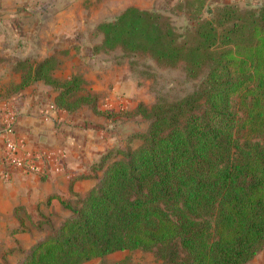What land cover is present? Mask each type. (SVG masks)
Instances as JSON below:
<instances>
[{
    "label": "trees",
    "instance_id": "trees-1",
    "mask_svg": "<svg viewBox=\"0 0 264 264\" xmlns=\"http://www.w3.org/2000/svg\"><path fill=\"white\" fill-rule=\"evenodd\" d=\"M206 1H190L196 17L185 34L164 10L134 6L96 26L100 49L180 60L192 77L204 70L201 87L138 104L147 126L127 139L138 144L106 150L96 184L77 205L59 200L72 215L18 264H82L136 249L167 264H246L264 247V6L222 4L203 19ZM18 64V85L50 86L55 108L103 114L78 75L55 76L52 56Z\"/></svg>",
    "mask_w": 264,
    "mask_h": 264
},
{
    "label": "crops",
    "instance_id": "crops-1",
    "mask_svg": "<svg viewBox=\"0 0 264 264\" xmlns=\"http://www.w3.org/2000/svg\"><path fill=\"white\" fill-rule=\"evenodd\" d=\"M40 6L49 11L37 14ZM128 6L144 10L159 7L154 0H44V4L43 0H0V57L17 56V62L37 58L35 63L61 53L73 56V62L65 65L75 74L84 67L83 56H92L91 49L83 46L85 29L112 20ZM15 63L0 64V154L3 118L11 113L13 137L22 140V152L40 153L42 171L13 170L6 179L0 176V233L4 236L0 240L6 247L10 238L20 244L31 240L27 233L33 229L22 227L23 231L10 233L19 226L16 208H21L26 218L41 212L51 214L59 207L69 216L70 211L59 206V200H80L86 195L99 179L92 157L104 152L91 149H100L99 128L86 120L89 116L96 121V115L88 107L83 112L82 107L73 112L55 108V92L40 81L20 87L22 68ZM94 81L92 78L89 87L97 91Z\"/></svg>",
    "mask_w": 264,
    "mask_h": 264
},
{
    "label": "rangeland",
    "instance_id": "rangeland-1",
    "mask_svg": "<svg viewBox=\"0 0 264 264\" xmlns=\"http://www.w3.org/2000/svg\"><path fill=\"white\" fill-rule=\"evenodd\" d=\"M190 1L192 0H154V4L159 5L156 9L164 10L162 13L168 17L177 34H185L186 25L194 22L196 17L194 14L187 12V10H190ZM222 4H233L240 9H244L252 5L258 6L260 4L264 6V0H207L206 9H202L200 14L201 18H210L208 13L216 16ZM48 11V7L40 6L36 12L42 15ZM187 18L188 21H186ZM97 33L96 28L85 29L86 39L83 46L91 49L92 56H83L85 57L84 67H82V71L78 70L75 73L82 79L83 88L95 96L97 107L103 111L102 115L95 114L96 121L89 119V116L86 120L89 125L99 128L100 149H96L97 146H92L91 149L94 152L99 150L105 152L108 149L115 150L127 146L133 148L139 141L133 139L128 142L130 143L128 145V137L134 132L145 130L147 126V121L136 113V106L142 104L148 107L157 100H174L198 90L201 87V77L204 70L192 77L184 70L183 62L180 60L169 64L168 62L155 61L147 53H126L120 48L102 50L99 48L100 37ZM51 56L57 63L54 72L56 77L65 78L73 75L65 65L66 62H73V56H65L61 53ZM18 60L20 61L17 56L0 57V64L11 62L14 65L16 62L15 65H17ZM35 60L37 58H31L29 63H34ZM76 61L74 59V62ZM92 78L96 80L94 83L97 86V91H92L89 87ZM85 108L87 106H83L80 112H83ZM83 134L86 135V133ZM110 157L112 158L114 155ZM92 158L94 160L93 165H99L100 157L94 154ZM101 170V168H97L96 175L98 177L101 176ZM67 201L74 206L78 204L79 198L74 197ZM59 208L53 209L51 214L41 212L35 213L33 216L29 214L27 218L24 217L21 209L16 211L17 218L20 217L24 221L22 227L27 228L28 231L33 229L32 232L27 233L31 240L20 244L17 239L10 238L7 247L5 241L0 240V264H18L35 241L37 242L35 239L41 240L42 237L53 234L60 223L72 215L69 210V216H64L63 211ZM62 208L68 210L65 207ZM34 235L36 238H33ZM2 237L4 236L0 233V238ZM82 264L167 263L158 258L154 250L136 249L116 251L103 257L93 258ZM246 264H264V247Z\"/></svg>",
    "mask_w": 264,
    "mask_h": 264
},
{
    "label": "built area",
    "instance_id": "built-area-1",
    "mask_svg": "<svg viewBox=\"0 0 264 264\" xmlns=\"http://www.w3.org/2000/svg\"><path fill=\"white\" fill-rule=\"evenodd\" d=\"M14 115L7 113L3 119L2 142L3 147L0 154V176L3 179L9 177L13 170H21L29 174H36L41 170L39 152H22L23 142L12 135V122Z\"/></svg>",
    "mask_w": 264,
    "mask_h": 264
}]
</instances>
